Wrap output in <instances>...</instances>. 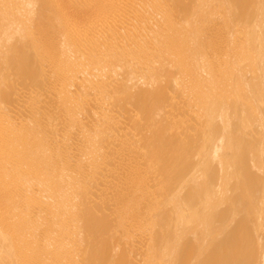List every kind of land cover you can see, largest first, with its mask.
Masks as SVG:
<instances>
[{"label":"bare ground","instance_id":"1","mask_svg":"<svg viewBox=\"0 0 264 264\" xmlns=\"http://www.w3.org/2000/svg\"><path fill=\"white\" fill-rule=\"evenodd\" d=\"M246 224L264 264V0H0V264H119L124 230L240 264Z\"/></svg>","mask_w":264,"mask_h":264},{"label":"rangeland","instance_id":"2","mask_svg":"<svg viewBox=\"0 0 264 264\" xmlns=\"http://www.w3.org/2000/svg\"><path fill=\"white\" fill-rule=\"evenodd\" d=\"M243 32H244V30H243ZM227 35V37H228V34H226ZM229 37H230V35H229ZM244 36H242V33L239 35V34H236V38H239V39H242ZM241 52V51H240ZM239 51H237V53L236 52H234V54L236 55V59L237 60H239V58H240V63H241V69H242V71H244L245 73V75L248 77L249 76V74H252L253 76H254V64H252V62H254V60H253V58L252 57H254L253 56V54H251V52H247V50L244 52V51H242V55H239L238 53H240ZM247 53V55H249V57H247V55H245ZM252 56V57H251ZM243 58V59H242ZM248 58V59H247ZM252 58V59H251ZM249 60V61H248ZM229 63L230 62H233V61H231V59L230 60H227ZM244 61H246V62H244ZM247 62H248V65H247ZM229 63H227L225 66L227 67V69L226 68H222V67H225V66H220L219 68L221 69V71L222 70H224V71H222V75H220L221 77L223 76H225V78L227 79L228 77V82H230V83H232L231 82V80H234L235 79V76H236V73H235V71L236 70H234V69H236V68H234V67H236L235 66V64L234 63H231V64H229ZM228 66L231 68V70H230V68H228ZM234 66V67H233ZM249 67V68H248ZM219 68H214L213 70H214V72L216 73V72H218L219 71ZM249 70V71H248ZM229 71H230V73H229ZM214 72H212V74L214 73ZM234 72V73H233ZM253 72V73H252ZM247 73V74H246ZM224 74V75H223ZM229 74H230V76H229ZM226 75H228L227 77H226ZM234 77H233V76ZM216 76V75H215ZM232 76V77H231ZM220 77V78H221ZM222 77V78H223ZM221 78V80H223ZM232 78V79H231ZM230 79V80H229ZM225 80V79H224ZM227 80H225L224 82H226ZM224 82L221 84V83H219V85H218V83L216 84V86H214V88H213V94L215 95V97L217 98V100H222L223 101V99L225 100V97H227V99L225 100L226 102H228V103H230L231 102V98H232V100H233V97H232V94L231 95H229V94H227L226 93V89H224L223 87H224ZM229 83V84H230ZM238 83V84H237ZM237 85H238V88H239V90L242 92L243 91V87L240 85V83H239V81H237ZM221 84V85H220ZM225 84H227V83H225ZM223 85V86H222ZM231 85V84H230ZM230 85L228 86V84L225 86L226 88H230ZM222 86V88H223V90L225 91V93H224V91H223V93H222V91H219V90H222V89H220V87ZM219 87V88H218ZM214 89H215V92H214ZM218 91V92H217ZM228 91V93L231 91L230 89L229 90H227ZM231 93V92H230ZM221 94V95H220ZM223 94H225V97L224 98H222L223 96ZM222 96V97H221ZM228 96H230V98L228 99ZM221 97V98H220ZM230 102H229V101ZM200 119V118H199ZM201 120V119H200ZM201 124V123H200ZM200 126H202V124L201 125H199V128L197 127V129L196 130H192V129H190L188 126H184V124L182 125V126H178V128L177 129H175V130H173V132L172 133H170L171 135H174L176 138H178V139H182V140H187V139H189L190 137H193V139H194V141H195V139H196V144H198V146H199V141L201 140H199V138L200 137H202V135H201V133H199L200 134V136L199 137H197V134H198V132H202L201 130L203 129L202 127H200ZM199 129V130H198ZM217 130H219V129H217ZM197 132V133H196ZM201 143V142H200ZM182 159V157L181 158H179V160H181ZM187 162L189 163V165H193L194 164V161H193V159L190 157L189 159H187ZM215 168V166H213L211 169H210V171H213V169ZM168 174H166L165 175V177H166V179H170L172 176L171 175H169L168 177ZM165 177H164V180H165ZM170 177V178H169ZM183 193H187V194H183ZM182 195H183V197L184 198H188V196H189V188L187 189V187L183 190V192H182ZM131 196H133V195H131ZM186 196V197H185ZM137 197V196H136ZM135 196H134V199L136 198ZM133 198V197H132ZM131 198V199H132ZM128 200H130V198H128ZM131 201V200H130ZM134 201V200H133ZM132 201V203H134ZM131 206H132V204H131ZM136 206H137V204H135L134 205V207H135V209H136ZM138 208V207H137ZM133 209V207L131 208V210ZM134 210V209H133ZM132 210V211H133ZM137 210V209H136ZM132 213V212H131ZM128 214H130V209L128 210ZM153 214V213H152ZM130 215H132V214H130ZM152 218V217H151ZM145 225V228L143 227L142 229H141V233H145V230L147 231V229H148V227H149V223L147 224V223H145L144 224ZM246 227H247V229L245 230L244 229V233L243 232H236V234L234 233L233 234V237H234V240L236 241V245H237V247H236V245L234 246V250L236 251H234L235 253H238V251H239V253H240V255H241V257H243V259H242V263L240 262V264H253V263H256V258H257V242H256V238H255V235H254V232H252V230L250 229V227H249V225H245ZM248 232V235H247V232ZM120 232H122L121 234H120ZM128 231L126 230V234H124L125 233V230H124V232L123 231H119V236L120 237H123V238H120L121 240H120V242H122L123 240H124V243H125V241H126V243L124 244L123 242V244L124 245H122L121 247V251L122 252H124V250H125V248L127 247V245L131 242L132 244H129L128 245V247L130 248H132V250L130 249V253L129 254H127L126 253V250H125V252L122 254V252L120 251V254H122L121 255V259L119 258L120 257V254H119V259L121 260V262H120V260L117 258V261H118V263L119 264H130V263H133V264H145V261H147L146 262V264H160V263H158L157 261H152L149 257H148V253H145V252H147V250L145 249V248H142V247H140L139 245H137L136 246V244L137 243H133V242H136V239H137V237H138V233H140V232H136V234L135 233H132V234H135V235H132V234H130V236L128 235V233H127ZM241 233V234H240ZM249 234L251 235V236H249ZM123 235V236H122ZM125 235H127L126 237H124ZM238 235V236H237ZM246 235H247V237H246ZM253 235V236H252ZM119 236L117 237V239H119ZM243 236H245V237H243ZM129 237V238H128ZM238 237V238H237ZM252 237V238H251ZM131 238H133V239H131ZM245 238H247V242H248V244H249V246H247V247H245L244 245V243L246 242V240H245ZM249 238V239H248ZM250 238H251V240H250ZM132 240H133V242H132ZM249 240H250V242H249ZM130 241V242H129ZM243 241H245V242H243ZM252 242V243H251ZM186 243V244H185ZM187 243H190V241H189V238H186L185 240H184V243H183V245H182V248L184 249L183 250V252H188V253H186L185 255H187V256H191L192 255V251H190V250H188L189 248H190V246H191V243H190V245L188 246V244ZM240 244H242V246L240 245ZM256 244V245H255ZM132 245V246H131ZM187 245V246H186ZM240 245V246H239ZM184 246V247H183ZM244 246V247H243ZM251 246V247H250ZM124 247V248H123ZM188 247V248H187ZM242 247V248H241ZM134 248V249H133ZM136 248H137V250H140L139 252H137V250H136ZM140 248V249H139ZM247 248V249H246ZM185 249H186V251H185ZM136 250V251H135ZM145 250V251H144ZM188 250V251H187ZM209 250H212V251H209ZM209 250H206V252H209L210 253V256H212L213 255V249L211 248V249H209ZM256 250V251H255ZM133 251V255L131 254V252ZM243 251V252H242ZM135 252H137V253H135ZM143 252L145 253V254H143ZM205 252V253H206ZM212 252V253H211ZM254 252H256V253H254ZM134 253H135V255H134ZM243 253H244V255H243ZM253 253H254V255H253ZM139 254V255H138ZM141 254H142V256L144 255H146L145 256V258H144V256L142 257L141 256ZM207 254V253H206ZM212 254V255H211ZM124 255H125V257H124ZM127 255H130V256H127ZM132 255V256H131ZM247 255V256H246ZM134 256H136V259H135V257ZM184 256V255H183ZM205 254H204V258H205ZM245 256H246V258H245ZM134 257V258H133ZM138 257V258H137ZM139 257H140V260H139ZM208 257H209V255H207V257H206V259H208ZM249 257V258H248ZM130 260V258H132L130 261L128 260V259ZM252 258V259H251ZM133 259H134V261L135 262H132L133 261ZM206 259H204V260H206ZM254 260V261H253ZM137 262V263H136ZM139 262V263H138Z\"/></svg>","mask_w":264,"mask_h":264}]
</instances>
